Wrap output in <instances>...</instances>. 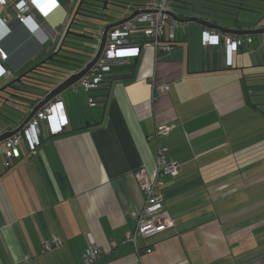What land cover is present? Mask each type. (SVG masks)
I'll return each instance as SVG.
<instances>
[{"label":"crops","instance_id":"crops-1","mask_svg":"<svg viewBox=\"0 0 264 264\" xmlns=\"http://www.w3.org/2000/svg\"><path fill=\"white\" fill-rule=\"evenodd\" d=\"M189 6L178 0L175 14L190 16ZM12 21L0 23V47L13 71L40 43ZM183 23L170 52L146 47L113 67L91 92L101 105L82 89L61 93L68 126L36 155L21 152L6 168L0 152V264H80L91 243L103 250L98 264H264V119L251 120L263 114L252 96L264 85L255 50L264 48L251 35L229 64L222 45L203 44L204 26ZM151 82L168 89L152 99ZM162 124L170 131L155 136ZM160 146L178 163L156 188L172 224L136 248L125 241L144 205L135 173L155 168Z\"/></svg>","mask_w":264,"mask_h":264},{"label":"built area","instance_id":"built-area-1","mask_svg":"<svg viewBox=\"0 0 264 264\" xmlns=\"http://www.w3.org/2000/svg\"><path fill=\"white\" fill-rule=\"evenodd\" d=\"M175 2L176 0L131 1L124 11V17L136 13L107 30L101 55L70 88L73 91L82 89L87 94L90 107L101 105L102 101L91 92L103 86L113 67L127 63L131 57L137 58L146 47H152L155 53L170 52L175 40V28L184 24L172 17V14H175ZM58 6V0H0V23L5 26L11 20L18 21L28 28L40 45H43L47 40H54L62 30L60 26L45 22L49 13ZM36 16L44 18L45 23L41 25ZM91 35L95 41H99L101 29ZM202 42L208 45H223L226 60L230 64L232 53L245 42H252V38L249 34H221L206 27L202 32ZM261 45L264 47V34L261 36ZM7 60L8 53L0 47V80L12 73ZM151 83L152 99L168 89L165 83ZM68 123L64 100L62 95L58 94L37 109L18 131L0 141L4 165L11 166L21 152L29 156L36 155L43 138L63 132ZM170 129V125H158L155 136L167 134ZM166 150L163 146L158 147L156 165L151 172L137 170L135 173L138 185L145 193L144 205L135 214L136 225L126 232L125 241L131 242L136 248L139 238L160 232L172 224L169 213L163 207L161 196L156 191V188L163 184L164 176H174L178 173V163L167 158ZM59 242V238L54 236L45 246L50 248ZM145 250L151 249L146 247ZM102 253L103 250L98 245L91 243L85 248L80 264H98Z\"/></svg>","mask_w":264,"mask_h":264},{"label":"trees","instance_id":"trees-1","mask_svg":"<svg viewBox=\"0 0 264 264\" xmlns=\"http://www.w3.org/2000/svg\"><path fill=\"white\" fill-rule=\"evenodd\" d=\"M180 1L190 5L187 9L190 13L187 14L190 15L191 13H194L201 17L209 15L212 16L211 20L217 21L218 23L224 24L226 26H231V25H235L236 27L242 26L240 22L242 20H240V18L250 15L248 13H255L256 15L259 14V16L261 14V16H264V0H180ZM99 7L101 8L102 5ZM91 11L92 13L93 12L95 13L94 15L95 17H100L99 15H101L102 13L104 14L103 7L100 10L91 9ZM182 15L183 14L181 13L179 16ZM97 22L103 23L102 17L100 19L94 18L92 21H88V23H94V24ZM251 24L247 26H250ZM74 25H77V27H74V29L78 30L79 32H85L87 34L96 30L92 28V26L89 24L88 25L74 24ZM70 38H74L76 39V41L83 43L65 40V42L67 43L66 47L71 48L72 50L69 51L72 52L69 51H64V52L68 53L69 56L74 60L80 58L81 62L79 64L81 65L83 64L82 63L83 61H86L90 58L89 51H91L92 49L93 42L87 39L76 38L73 36H71ZM47 53L51 54V51ZM53 61L55 60L47 61L45 64L53 66L51 65L53 64ZM74 66L77 67V65ZM57 69H58L57 70L58 73L53 74L50 71V73L48 74L43 69V67H39L38 69H34L31 72H29L30 75L31 74L36 75L35 77L29 78L28 80L26 79V77L25 78L23 77L19 82H12L9 85H7L6 83L4 89L0 91V126L4 125L3 128H5V130L8 129L11 130L17 127L23 121V119L29 114L33 106L37 104L44 96L43 93H33L30 87L40 88L43 89L44 92H47L60 78H62L67 74V71L70 68L68 66H65V67H58ZM51 70L55 71L54 66L51 67ZM5 167L8 168L7 166Z\"/></svg>","mask_w":264,"mask_h":264},{"label":"water","instance_id":"water-1","mask_svg":"<svg viewBox=\"0 0 264 264\" xmlns=\"http://www.w3.org/2000/svg\"><path fill=\"white\" fill-rule=\"evenodd\" d=\"M83 3H84V0H79L75 9L73 8L74 0H71L70 2H66L63 5V8H65V10L67 11V16H66L63 23L57 25V26H60L61 29L65 28L61 33L62 37H60V38L58 37L57 39H54V40H49V44L46 46L42 45L40 47V49L36 52L34 57L29 58L26 62L21 64L20 68L26 67L27 65L32 63L34 60H36L40 56L44 55L45 53H47L53 49L57 48V51H61L63 46H65V44H66V42H65L66 38L71 37V36L76 37V38L87 39V40H90L93 42L92 49H91V51H89L90 58L86 61H83L82 62L83 64H81V65L79 64L81 62L80 58H78L76 60L73 59L76 63L68 66L70 69L67 71V74L65 76H63L62 78H60L50 88L49 92L46 93L43 96V98L37 104H35L33 106V108L30 110L29 114L23 119V121L17 127L13 128L11 130L8 129V130H3L2 132H0V141H2L3 139H6L10 135H12L16 131H18L27 122V120L35 113V111L37 109H39L43 104H45L48 100L52 99L54 96L61 94L66 88L70 87L71 84L75 83L82 75H84L90 69V67L97 61L99 56L101 55L102 50H103V46H104V42H105L107 30L112 26H115V25L122 23L123 21L130 18L131 16H133L136 13V12H134L133 14L129 15L128 17H124V14L126 13V12H124L120 16V18L115 19V20H109L108 15L105 13L104 14L102 13L101 16L103 17V23L97 22L98 28L97 29L94 28V29H96L95 30L96 32H98L99 29H101V36H100V40L95 42V39L93 38V36L90 35L92 32L89 34H87L85 32H79V31H76L73 27V25L76 24L75 23L76 19H77L76 15L79 13V10H82V4ZM108 3H109L108 0L102 1L103 9L106 8ZM114 5H117V4H114ZM121 7H123V9H126L127 6H121ZM82 16H84V15H82ZM173 18L180 21V22L195 21V22H198L199 24H201L202 26H204L205 28L211 27V28L216 29L219 32H224V33H232V34H240V35H244V34H249V35L260 34V35H262V34H264V22H261L263 17H261L259 20L255 21L253 23L250 22L252 24L250 26H246V27H242V26L229 27V26H226L224 24L211 22V20H209L205 16L201 17V16L193 15V14H190V16H184V17L179 16L177 14H173ZM18 25H19V22L16 20H13L8 25V28L13 29L14 27H16ZM254 26H258V27L255 28ZM69 52H72V51H69ZM54 54H55V52L49 54L45 59L41 60L39 63L34 65L33 68H30L26 72H22L21 74H18V76L14 77L10 82L7 83V85H9L12 82H19L21 80V78L27 77V72H31L32 70H34L37 67V65L40 66L41 64L45 63L46 60H48V61L53 60ZM74 65H77V67ZM73 67H75V68H73ZM18 71H19V69H15L12 72H13V74L14 73L16 74V73H18ZM5 86L6 85L0 86V91L3 90Z\"/></svg>","mask_w":264,"mask_h":264},{"label":"rangeland","instance_id":"rangeland-1","mask_svg":"<svg viewBox=\"0 0 264 264\" xmlns=\"http://www.w3.org/2000/svg\"><path fill=\"white\" fill-rule=\"evenodd\" d=\"M60 3H61V7L58 8L56 11H54L53 13L49 14L47 16V18L45 19V22L46 23H49L50 25L52 26H57L61 23L64 22L66 16H67V11L65 10V8H63V5L66 3V2H70L71 0H59ZM94 1L93 2V5H92V10H97V9H102V7L100 8L99 6L102 5V1L103 0H92ZM129 1H133V0H118V1H115V0H110L109 3L107 4L106 8L104 9V13L108 15V19L109 20H115V19H118L120 18V16L123 14V7L121 6H125V2H129ZM141 1V0H140ZM177 2V0H176ZM114 4H117V5H114ZM174 14V13H173ZM173 14H172V17H173ZM246 14V13H245ZM248 14H252V13H248ZM253 16V19H255V15L254 13L252 14ZM263 19L261 22H264V16H262ZM176 20V19H175ZM177 21V20H176ZM91 25L92 28H98V25L97 24H94V23H87V25ZM73 27H77V25H73ZM176 30V28H175ZM216 32H219L217 30H215ZM221 34H226L224 32H219ZM252 36L255 38V43H256V46L257 45V40L259 41V37H260V41H261V36L260 34H252ZM73 41V42H79V41H76V39L74 38H66V41ZM96 42V41H95ZM79 43H83V42H79ZM49 44V40L45 41V43L43 44L44 46L48 45ZM215 45V44H214ZM223 46V45H222ZM255 50H257V54L259 56V59L262 60L264 58V49H261L259 47H257ZM45 55V54H44ZM47 57V56H46ZM227 59V57H226ZM75 64V63H74ZM22 68V67H21ZM20 66H18V68L16 69H19V73H21V70H23L24 68L21 69ZM21 69V70H20ZM259 69H263L264 71V66H261L259 67ZM15 74V73H14ZM264 76V75H263ZM260 79L262 80L261 82L264 83V77H260ZM32 92L33 93H43L45 94L46 92H44L43 89H40V88H32L30 87ZM70 89V87L66 88L63 92H68V90ZM49 91V90H48ZM94 91V90H93ZM258 92L255 93L256 95H253L252 98L255 99L254 102L258 103L257 107H258V110L259 112H262L264 114V85H261L258 90ZM62 92V93H63ZM257 96V97H256ZM26 97V96H25ZM88 106V105H87ZM66 108V107H65ZM13 114V113H12ZM259 116H260V120L258 121V119H255V118H252V122L253 123H256V122H260L262 123V119H264V115H260V113H258ZM248 121H244L243 123L246 124ZM260 169V168H258Z\"/></svg>","mask_w":264,"mask_h":264},{"label":"flooded vegetation","instance_id":"flooded-vegetation-1","mask_svg":"<svg viewBox=\"0 0 264 264\" xmlns=\"http://www.w3.org/2000/svg\"><path fill=\"white\" fill-rule=\"evenodd\" d=\"M78 1L79 0H74V6H73V8L75 9L76 8V5H77V3H78ZM93 2L94 1H92V0H84V3L82 4V10H79V13L76 15V24H79V25H87V23H88V21H92L94 18H96V19H100L102 16L101 15H99L100 17H95L94 15H95V13L93 12L92 13V11H91V9H92V5H93ZM131 1H129V2H125V6H128L129 7V3H130ZM72 8V9H73ZM127 8V7H126ZM81 11V12H80ZM123 11H125V9H123ZM88 12H90V13H88ZM81 13V14H80ZM82 15H84V16H82ZM260 16H261V14H260ZM259 16V14H257V18L255 19V21H257V20H259L261 17ZM102 19H103V17H102ZM97 24V23H96ZM255 28L256 27H258V26H254ZM65 28H62V30H61V32L59 33V34H57L56 36H55V39H57L58 37H60L61 36V33H62V31L64 30ZM76 30V29H75ZM76 31H78V30H76ZM94 32V31H93ZM91 33V32H90ZM66 45H67V43L65 44V46H63V48H62V50L61 51H57V48L56 49H53V50H51V53H53V52H55V54L53 55L54 57H53V60H55V61H53V64H51V65H53L54 66V68H55V71H52L51 70V67H53V66H50V65H47V64H45L48 60H46V62L45 63H43V64H41L40 66L39 65H37V67L35 68V69H38L39 67H43V69L49 74L50 73V71L53 73V74H56V73H58L57 72V68L58 67H65V66H69V65H71V64H74V63H76L70 56H69V54L68 53H66V52H64V51H69V50H72L71 48H69V47H66ZM65 49V50H64ZM64 50V51H63ZM49 55V53H45V55H42V56H40L39 58H37L36 60H34L32 63H30L29 65H27L23 70H21V73L22 72H26L28 69H30V68H33L34 67V65H36L37 63H39L41 60H43V59H45L46 58V56H48ZM71 63V64H70ZM21 73H16L15 75H13V77L12 78H14V77H16V76H18V74H21ZM44 74H46V73H44ZM36 75H30L29 74V72H27V77H26V79L28 80L29 78H32V77H35Z\"/></svg>","mask_w":264,"mask_h":264},{"label":"clouds","instance_id":"clouds-1","mask_svg":"<svg viewBox=\"0 0 264 264\" xmlns=\"http://www.w3.org/2000/svg\"><path fill=\"white\" fill-rule=\"evenodd\" d=\"M42 45H40V47H41ZM12 74V73H11Z\"/></svg>","mask_w":264,"mask_h":264}]
</instances>
